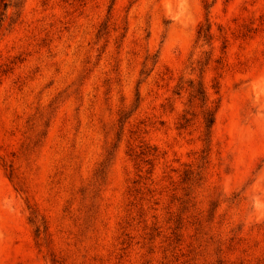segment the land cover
Here are the masks:
<instances>
[{"label":"rangeland","instance_id":"obj_1","mask_svg":"<svg viewBox=\"0 0 264 264\" xmlns=\"http://www.w3.org/2000/svg\"><path fill=\"white\" fill-rule=\"evenodd\" d=\"M208 5L0 0V264H264V0Z\"/></svg>","mask_w":264,"mask_h":264},{"label":"trees","instance_id":"obj_2","mask_svg":"<svg viewBox=\"0 0 264 264\" xmlns=\"http://www.w3.org/2000/svg\"><path fill=\"white\" fill-rule=\"evenodd\" d=\"M205 1V6H209L208 5V1L209 0H204ZM8 4L7 2L3 3V10H5L7 8ZM2 16H3V13L0 12V22L2 20ZM199 37L202 39V40H207L209 38V25L206 26L205 29H202V27L200 28L199 30ZM199 94L203 97V92L202 91H199ZM213 123V113L208 111L206 113V116H205V126L207 129H209L211 127Z\"/></svg>","mask_w":264,"mask_h":264}]
</instances>
